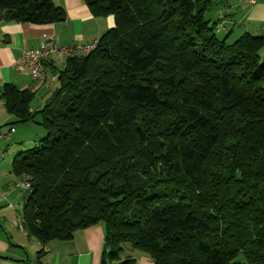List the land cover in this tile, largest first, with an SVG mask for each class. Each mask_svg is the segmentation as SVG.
Returning <instances> with one entry per match:
<instances>
[{"label":"trees","instance_id":"1","mask_svg":"<svg viewBox=\"0 0 264 264\" xmlns=\"http://www.w3.org/2000/svg\"><path fill=\"white\" fill-rule=\"evenodd\" d=\"M83 2L114 25L64 58L42 107L0 87L5 114L46 131L11 163L30 190L22 231L45 246L101 224L116 264H264V39H219L210 0ZM65 19L0 0V23Z\"/></svg>","mask_w":264,"mask_h":264},{"label":"crops","instance_id":"2","mask_svg":"<svg viewBox=\"0 0 264 264\" xmlns=\"http://www.w3.org/2000/svg\"><path fill=\"white\" fill-rule=\"evenodd\" d=\"M51 2L65 12L63 22L47 25L0 23V87L11 85L19 91H33L35 97L31 110L40 109L56 88L64 58L49 57L43 65V79L33 80L26 69L16 68L20 53L37 48L49 39L63 46L91 43L114 25L111 16L93 17L83 0ZM204 15L208 21L216 22V35H221L219 39H225L228 44L229 40L236 41L245 34L264 39V1L250 4L247 0H210ZM0 106L1 124L13 116H2L1 102ZM12 133L15 134L16 130L13 129ZM103 253L104 228L101 224L74 232L70 241H52L41 246L22 231L18 217L16 220H0V264H101L103 260L105 264H116L107 261ZM133 259L134 264H152L141 254L134 253Z\"/></svg>","mask_w":264,"mask_h":264},{"label":"rangeland","instance_id":"3","mask_svg":"<svg viewBox=\"0 0 264 264\" xmlns=\"http://www.w3.org/2000/svg\"><path fill=\"white\" fill-rule=\"evenodd\" d=\"M204 19L207 20L206 15ZM218 38H221V35H218ZM229 41L232 43L235 40ZM263 54L264 49L261 52V55ZM1 114L6 116L3 111ZM15 120L14 117H7V120L0 124V136L6 135L10 127L16 130L15 134H10L9 139L0 137V220H16L17 217L20 220L22 213L24 190L19 186V181L10 174L13 158L18 153L36 148L39 141L46 137V131L37 124L15 123ZM38 121L37 118L36 122Z\"/></svg>","mask_w":264,"mask_h":264},{"label":"built area","instance_id":"4","mask_svg":"<svg viewBox=\"0 0 264 264\" xmlns=\"http://www.w3.org/2000/svg\"><path fill=\"white\" fill-rule=\"evenodd\" d=\"M250 4H254L257 1L264 0H247ZM96 46V41L76 46H63L54 43L51 39L44 41L37 48L29 50H23L20 53L16 68L18 70L26 69L33 80L43 79V65L44 62L51 56L60 58L86 55L92 51ZM13 129L10 128L6 135H2L1 138L9 139ZM19 186L24 190V201L27 200L29 194V186L26 182L19 181ZM242 264H248L243 262Z\"/></svg>","mask_w":264,"mask_h":264},{"label":"water","instance_id":"5","mask_svg":"<svg viewBox=\"0 0 264 264\" xmlns=\"http://www.w3.org/2000/svg\"><path fill=\"white\" fill-rule=\"evenodd\" d=\"M101 264H105L104 260L102 261V263H101Z\"/></svg>","mask_w":264,"mask_h":264}]
</instances>
